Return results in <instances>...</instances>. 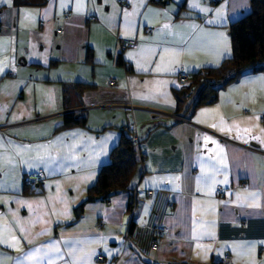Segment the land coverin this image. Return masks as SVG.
Listing matches in <instances>:
<instances>
[{"label":"crops","instance_id":"crops-1","mask_svg":"<svg viewBox=\"0 0 264 264\" xmlns=\"http://www.w3.org/2000/svg\"><path fill=\"white\" fill-rule=\"evenodd\" d=\"M15 1L0 0V264H264V73L194 109L176 97L181 73L232 58L252 0ZM76 83L91 89L67 110ZM130 126L146 155L132 190L85 203Z\"/></svg>","mask_w":264,"mask_h":264},{"label":"trees","instance_id":"trees-1","mask_svg":"<svg viewBox=\"0 0 264 264\" xmlns=\"http://www.w3.org/2000/svg\"><path fill=\"white\" fill-rule=\"evenodd\" d=\"M16 4L35 3L43 5L44 0H16ZM252 13L230 27L233 41V56L216 68H206L193 74L190 83L176 90L178 110L194 109L201 105L212 104L218 93L246 72L264 73V0H252ZM91 89L87 84L63 85V103L67 110L83 106L82 98ZM84 115L68 112L64 116L63 127H86ZM122 137L118 146L111 153V162L104 166L97 182L88 190L85 203L98 200L108 201L120 192L132 190L133 183L140 176L141 149L143 139L134 140L135 132L126 128L121 130ZM136 199L133 196L129 210H133ZM84 205L75 210L76 222L84 211Z\"/></svg>","mask_w":264,"mask_h":264},{"label":"built area","instance_id":"built-area-1","mask_svg":"<svg viewBox=\"0 0 264 264\" xmlns=\"http://www.w3.org/2000/svg\"><path fill=\"white\" fill-rule=\"evenodd\" d=\"M215 2H217L218 0H214ZM68 18V14L64 15V19L66 20ZM97 20L96 17L92 18V21ZM45 23H42V26H44ZM58 32H61V29H58ZM121 46L123 48H130V47H135L136 46V41L135 40H122L121 41ZM178 83L180 87L183 86H187L190 83V77L185 74V73H181L178 77ZM111 84H115V81L112 80ZM261 122L264 125V115L261 117ZM128 129H130L131 131L135 132L134 134V140L137 142L138 141V136L136 133V127L135 126H130ZM146 158L145 154L141 155V160H144ZM44 176L41 173H37V172H33V173H26L23 176V181L25 183V185L30 186V187H37L39 184H41L42 180H43ZM152 194V193H151ZM224 194L223 190H218L217 191V195L220 196ZM159 233L164 232L163 228H158L157 230ZM230 257L229 256H225V260H228ZM96 262L98 263H103L105 262V257L102 255H98L96 257Z\"/></svg>","mask_w":264,"mask_h":264}]
</instances>
